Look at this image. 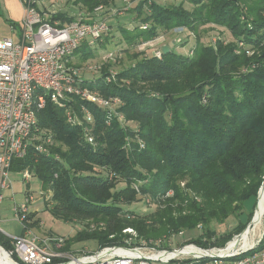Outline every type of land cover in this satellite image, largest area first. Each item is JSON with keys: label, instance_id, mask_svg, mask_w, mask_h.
Instances as JSON below:
<instances>
[{"label": "trees", "instance_id": "16d2710c", "mask_svg": "<svg viewBox=\"0 0 264 264\" xmlns=\"http://www.w3.org/2000/svg\"><path fill=\"white\" fill-rule=\"evenodd\" d=\"M116 2L73 4L90 14L100 6L116 7ZM129 12L135 13L137 24L119 29L128 46L185 28L196 38L193 54L180 55L172 47L162 59L137 53L139 60L119 71L111 84L104 79L110 69L105 66L102 77L86 86L105 98H120V112L136 127H123L108 110L84 103L94 117V144L82 127L68 123L62 109L47 102L38 113L37 127L53 134L50 154L30 148L23 159L13 161L10 172L29 170L41 182L52 215L83 224L63 251L88 242L98 250L126 246L128 228L140 239H159L200 225L203 233L189 243L225 248L247 225L216 239L213 222L221 225L242 213L264 182V0H183L171 5L140 0ZM53 19L65 23L74 17L57 13ZM211 25L226 29L233 41L205 44L200 30ZM107 37L100 49L109 43ZM96 53L84 43L75 56L86 62ZM75 104L78 109L81 103ZM121 182L125 186L118 187ZM135 184L142 195L156 198L173 190L174 197L141 215L132 209L142 202ZM0 244L11 247L5 236ZM263 245L264 237L259 248Z\"/></svg>", "mask_w": 264, "mask_h": 264}, {"label": "built area", "instance_id": "2783aa9c", "mask_svg": "<svg viewBox=\"0 0 264 264\" xmlns=\"http://www.w3.org/2000/svg\"><path fill=\"white\" fill-rule=\"evenodd\" d=\"M42 1L22 0L25 15L21 22L22 34L19 40L0 37V204L4 200L3 192L12 185L10 168L13 161L23 159L30 148H34L41 155L50 154V147L54 145L53 134L37 127L38 113L45 108L47 102L50 101L62 109L69 124L82 127L90 144L95 143L91 134L94 117L84 103H92L98 108L108 110L123 127L129 126L119 110L123 105L120 98H105L98 90L86 86L102 77L105 66L101 68L100 77L89 80L82 76L73 60L76 58L75 52L84 43H88L95 51L99 50L105 37L111 33V26L104 18L107 9L100 6L93 13L81 12L73 16L74 20L71 22L62 23L53 19L58 12L37 8ZM121 1V7L107 10L110 16L123 15L140 0ZM141 28L145 30L147 25ZM174 32L177 36L171 44L164 43L149 56L162 59V48L165 45L170 47L181 44L186 29L177 28ZM192 54L193 51L190 56ZM248 54L252 55L253 52L249 51ZM122 56L119 49L107 50L103 60L111 65ZM117 75L118 72L110 68L104 79L108 84L115 83ZM77 100L81 103L78 109L74 105ZM139 144L143 149L144 142L139 140ZM131 146V141H127L126 147ZM21 174L25 181H30L32 173L29 170ZM180 185L185 188V182ZM139 186L135 184L134 189L147 208L156 210L163 207L164 200L174 197L173 190L156 198L142 195ZM191 197L200 201L193 193ZM35 200V195L27 192L24 202L13 210L16 221L22 226V235L12 237L0 227V237H7L11 246L7 250L0 244V252L10 258L11 264H264V245L259 248L264 235L247 249L239 248L227 253H222L224 248L204 250L191 243L168 250L163 246L167 239L147 241L134 237L127 239L126 246L104 247L97 252L83 248L63 251L65 238H41L29 227L31 205ZM124 231L131 235L136 234L133 229ZM184 234L185 232H180L176 236ZM240 236L234 237L232 241L238 240ZM2 256L1 254L0 258Z\"/></svg>", "mask_w": 264, "mask_h": 264}, {"label": "rangeland", "instance_id": "374dc122", "mask_svg": "<svg viewBox=\"0 0 264 264\" xmlns=\"http://www.w3.org/2000/svg\"><path fill=\"white\" fill-rule=\"evenodd\" d=\"M68 1L69 0H46V4L48 6L51 4L52 7H55L53 11L58 12V13H61L58 9L61 10V8H65L66 6L68 7L69 5L70 7L74 9L72 12L68 14V16H73V14H77L80 11V9L86 12V10L83 9L82 7L76 6L73 4V2L69 3ZM182 1L183 0H158L160 4H166V5L178 4ZM116 3H118L116 7L122 6L121 0H117ZM185 5L187 8L192 9L188 3H186ZM40 7H42L41 4H40ZM107 10H105L107 14L104 15V18L108 22V24L111 25V33L107 37L110 39V41L107 44L106 48L96 50L97 53L95 54V57L89 59L86 62H81L77 58L73 59L76 67H78L81 70L82 76H84L85 78L89 80H94L100 77L101 68L107 65V63H105L103 60L104 54L107 49L110 51L118 50V49L122 51L123 56L120 59H118L115 63H111L110 65V68L112 71L119 72V71H122L134 65L136 59L139 60V57H136L137 53H142V56H145V57L149 56L153 53V50L159 48L164 43L171 44L173 39H175V37L177 36L174 30L173 33H167L166 35L162 33L164 38L160 37L162 39L159 38V40L157 41L151 40L143 44H138L135 47H130L126 43H124L122 39L123 36L120 33L119 29L122 26L127 27V25L128 26L136 25L137 22L134 21L135 13L126 11L121 16H110ZM0 37H3V38L12 37V33L10 32L9 28L2 23H0ZM193 37L195 38L193 34L190 35L189 33L184 32L182 35L183 40L181 44L173 45L176 48L175 52L180 55L189 56L190 52L195 46L196 38L194 39ZM200 37L202 41L207 45L214 44L215 41L218 39H222L223 41H226L227 43L233 41V37L231 36L230 32H227V30L222 27H218L214 25L206 26L205 28L202 27V29L200 30ZM188 41H189V45L187 43ZM184 43H186L185 47H184ZM129 126L134 128L136 127V124L132 122V123H129ZM10 180L12 184L11 188L3 192L4 200L0 204V227L8 235L14 237V236H20L23 234L22 226L16 221L15 213L13 210L17 205H20L21 203L24 202L25 195L27 192H32L35 195V199H36L35 202L31 205V216L32 217H31V223L29 224V227L39 237L41 238L51 237V236L62 237V238H65L67 241V239L75 236V234L83 228L82 223H79V222L71 223V224L65 223L63 221L56 219L52 215V213L50 212L46 204V199H47L46 195H43L44 192L42 193L41 182L39 181L38 178L35 177L34 174L31 175L30 181H25L21 173L12 172L10 174ZM123 185H124L123 182H121L118 184V187H122ZM258 196H259V193H258ZM258 196L257 198H252L249 201H247L244 205L243 212L237 215L236 217H232L228 219L224 224L219 225L218 223L213 222L212 227L214 230H216V234H217L216 239L219 237H224L228 233L234 231L239 226V224H241V225H247L246 229L242 231L241 233L236 234L234 237L241 235L238 239L241 242L237 243L238 245H240V247H243L246 243L249 244L247 239L250 236V232L248 235H245L244 232L248 229V226L252 222V220H254L256 210L258 211V205L261 199V195L259 196V198ZM168 201L169 199H166L162 203H165ZM132 209L135 210L137 213H140L141 215L152 213L153 211H155L154 208L152 209L149 207L147 208L145 204L142 202L135 203L132 206ZM255 222H256V219H255ZM255 222L252 223L251 229L254 227ZM128 229H133L135 231L134 228H128ZM203 229H204L203 226H201V228L197 227L193 231L185 230V234L183 236L182 235L176 236L178 233L173 232L169 237L167 238L161 237L159 239H167V241L163 245L164 248L168 250H174V249H178L182 247V244L184 243H189L190 239L200 236L203 233ZM124 234L128 235V238H131V239L133 237L140 239L137 232L135 235H131L129 233H125L124 231ZM263 235H264V219H263V224L254 233V236L252 238L253 244H255L258 240H260ZM234 237L232 238V240L234 239ZM140 240L150 241V240H158V239L152 238V239H140ZM232 240L228 242L227 245L231 243ZM10 248L11 247L6 248V249L10 250ZM82 248L87 249L91 252H97L98 250L97 245L92 242L79 243V244L76 243L73 245V250H79ZM213 248H218V247H213ZM220 248L222 247H219V249ZM209 249H212V248H209ZM204 250H208V249H204Z\"/></svg>", "mask_w": 264, "mask_h": 264}, {"label": "crops", "instance_id": "0c3cea01", "mask_svg": "<svg viewBox=\"0 0 264 264\" xmlns=\"http://www.w3.org/2000/svg\"><path fill=\"white\" fill-rule=\"evenodd\" d=\"M74 0H69L68 2H73ZM158 2V0H157ZM40 4L42 7H40ZM51 4L48 6L46 4V0H43L42 2L38 3L37 8L39 10H53L55 7H52ZM74 7V6H73ZM57 9V8H56ZM74 8L66 6L65 8L58 9L61 13L68 15L70 12L73 11ZM84 12L80 9V11L77 14H73V16L78 15L79 13ZM25 15V6L22 3V0H0V23L6 25L10 32L12 33V38L15 41L20 39V36L22 34L21 31V22ZM174 50L176 48L173 45H170ZM255 226V224H254Z\"/></svg>", "mask_w": 264, "mask_h": 264}, {"label": "bare ground", "instance_id": "6f19581e", "mask_svg": "<svg viewBox=\"0 0 264 264\" xmlns=\"http://www.w3.org/2000/svg\"><path fill=\"white\" fill-rule=\"evenodd\" d=\"M263 185H264V182H263ZM262 185V190L260 192V195H261V199L259 201V205H258V211L256 210V213H255V218L253 220V222H255V219H256V222H255V226L251 229L248 228L244 233L245 235H248L249 232H250V236L249 238L247 239V241L249 242L246 243L243 247H240V245H238L237 243H240L241 241L240 240H234L232 241L231 243H229L226 248L223 249L222 253H227V252H234L236 251L237 249H247L248 247L252 246L253 244V236H254V233L255 231L260 228V226L263 224V219H264V186ZM251 229V230H250ZM239 239V238H238ZM3 255L2 258H0V264H11V260L10 258L4 253V252H0V255Z\"/></svg>", "mask_w": 264, "mask_h": 264}, {"label": "water", "instance_id": "95a60500", "mask_svg": "<svg viewBox=\"0 0 264 264\" xmlns=\"http://www.w3.org/2000/svg\"><path fill=\"white\" fill-rule=\"evenodd\" d=\"M170 50H171V49H170V47H169L168 45H165V46L162 48V51H163L164 54L169 53ZM262 185H263V184H262ZM263 186H264V185H263ZM262 188H263V187H261L260 192H261ZM260 192H259V196H260ZM259 196H258V198H259ZM252 223H253V220H252V222L249 224L248 228H250V227L252 226Z\"/></svg>", "mask_w": 264, "mask_h": 264}]
</instances>
